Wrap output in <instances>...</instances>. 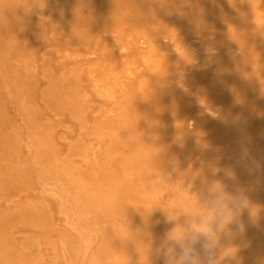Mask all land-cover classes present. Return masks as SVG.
Here are the masks:
<instances>
[{"label": "bare ground", "instance_id": "obj_1", "mask_svg": "<svg viewBox=\"0 0 264 264\" xmlns=\"http://www.w3.org/2000/svg\"><path fill=\"white\" fill-rule=\"evenodd\" d=\"M150 3L124 0L120 9L145 19ZM127 30L125 25L131 39L97 46L110 86L100 99L84 69L73 87L60 73L66 63L51 60L55 77L77 88L72 103L60 99L66 123L58 137L75 159L59 162L62 186L54 191H32L24 172L22 179L8 173L12 186L0 193L5 242L21 264H84L71 239L80 235L85 218L103 223L105 233L128 245L126 255L111 264H159L163 233L197 208L207 184L222 181L231 190L228 171L246 191L249 207L241 217L245 234L222 242V261L236 249L241 264H264V42L256 44L251 31L234 27L215 31L207 46L166 30H135L134 36ZM138 38L148 39L149 55ZM93 103L95 111L89 109ZM154 178L165 179L169 204L156 199ZM12 226L23 229L24 250Z\"/></svg>", "mask_w": 264, "mask_h": 264}, {"label": "rangeland", "instance_id": "obj_2", "mask_svg": "<svg viewBox=\"0 0 264 264\" xmlns=\"http://www.w3.org/2000/svg\"><path fill=\"white\" fill-rule=\"evenodd\" d=\"M123 2L0 0V193L12 186L9 172L18 179L25 173L24 179L32 191L38 188L54 191L62 186L56 176L59 162H74L75 157L58 138L60 126L66 123L59 102L65 97L72 103L70 98L77 88L70 89L68 82H60L55 77L52 59L66 63L60 73L64 75L62 78L71 79L73 87L84 69L91 80V88L100 99V94L110 90L103 87L110 86L104 81L108 73L98 65L97 46L100 42L104 46L131 39L122 31L125 25L132 36L135 30H166L180 37L189 36L190 43L205 42V46L214 39L215 31L234 27L251 31L254 43L264 42V0H150V13L145 19L121 10ZM220 12L222 14L218 16ZM258 12L263 20H255L254 15ZM119 33L123 34L117 35ZM138 39L149 55L147 38ZM123 51L121 48L120 52ZM89 109L96 110V105L90 104ZM146 141L147 138L141 135L140 142L145 144ZM176 162L177 158L173 156L172 163ZM172 175L169 173L167 177ZM165 185L162 178L150 181V186L158 191L156 199L169 204L172 197ZM186 191L183 190V194ZM82 221L80 235L72 237L71 244L82 250L84 264L100 261L111 264L126 255L128 245L105 233L103 223L85 218ZM12 227L19 249L24 250L23 229ZM4 234L0 224V264H21L15 248L5 242ZM238 248L243 252L242 247ZM63 250L61 247L57 250L61 259H65ZM234 255V259L228 258L223 263L241 264L239 257L243 258V254L235 251Z\"/></svg>", "mask_w": 264, "mask_h": 264}, {"label": "clouds", "instance_id": "obj_3", "mask_svg": "<svg viewBox=\"0 0 264 264\" xmlns=\"http://www.w3.org/2000/svg\"><path fill=\"white\" fill-rule=\"evenodd\" d=\"M225 176L233 182L231 190L222 181L207 184L197 208L186 214L181 225L163 233L156 247L159 264H223L222 242L245 234L241 217L249 207L246 191L234 174L226 171ZM173 221L168 214L166 222ZM235 251L231 250L233 259Z\"/></svg>", "mask_w": 264, "mask_h": 264}]
</instances>
